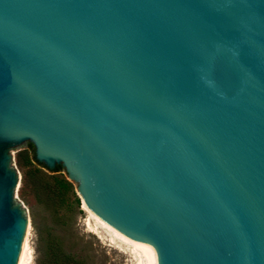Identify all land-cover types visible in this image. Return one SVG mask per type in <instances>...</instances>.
I'll return each instance as SVG.
<instances>
[{"label": "water", "instance_id": "water-1", "mask_svg": "<svg viewBox=\"0 0 264 264\" xmlns=\"http://www.w3.org/2000/svg\"><path fill=\"white\" fill-rule=\"evenodd\" d=\"M25 143L158 264H264V0H0V264Z\"/></svg>", "mask_w": 264, "mask_h": 264}, {"label": "rangeland", "instance_id": "rangeland-1", "mask_svg": "<svg viewBox=\"0 0 264 264\" xmlns=\"http://www.w3.org/2000/svg\"><path fill=\"white\" fill-rule=\"evenodd\" d=\"M10 154V166L19 175L15 199L29 218L27 264H149L143 248L117 236L91 214L63 168L50 172L40 166L28 143ZM55 176L67 180L69 187L60 189Z\"/></svg>", "mask_w": 264, "mask_h": 264}, {"label": "bare ground", "instance_id": "bare-ground-1", "mask_svg": "<svg viewBox=\"0 0 264 264\" xmlns=\"http://www.w3.org/2000/svg\"><path fill=\"white\" fill-rule=\"evenodd\" d=\"M91 214H93V213L91 212ZM103 224L105 226H107L111 231H113V233H115L117 236L123 238L124 240H126L128 242H131L135 246L143 248L145 250L146 254L149 256V261H148L149 264H158L155 250L152 247H150V246H148L146 244L135 243V242L127 239L126 237H124L123 235H121L120 233H118L117 231L112 229L111 227H109L106 223H103ZM27 250H28V239L26 238L25 239V243H24V247H23V251H22V254H21V257H20V260H19L18 264H27V261H28Z\"/></svg>", "mask_w": 264, "mask_h": 264}, {"label": "trees", "instance_id": "trees-1", "mask_svg": "<svg viewBox=\"0 0 264 264\" xmlns=\"http://www.w3.org/2000/svg\"><path fill=\"white\" fill-rule=\"evenodd\" d=\"M62 170L61 166H58L53 172H60ZM53 179L56 180V183L58 184L60 189H64V188H68L69 187V183L67 180L65 179H58V177H53Z\"/></svg>", "mask_w": 264, "mask_h": 264}]
</instances>
